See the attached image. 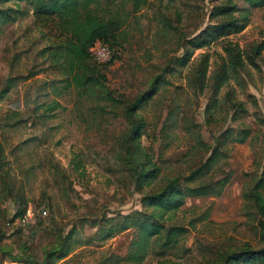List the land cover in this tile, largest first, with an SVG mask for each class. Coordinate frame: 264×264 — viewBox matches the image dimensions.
Wrapping results in <instances>:
<instances>
[{
    "label": "rangeland",
    "instance_id": "obj_1",
    "mask_svg": "<svg viewBox=\"0 0 264 264\" xmlns=\"http://www.w3.org/2000/svg\"><path fill=\"white\" fill-rule=\"evenodd\" d=\"M224 1L145 0L133 9L131 0H99L122 19L115 59L103 71L107 90L126 104L153 79L157 85L135 119L141 120L137 143L159 170L138 190L121 154L129 130L121 101L104 102L100 88L78 93L53 53L55 41L35 25L26 0L17 1V18L0 23V90L7 88L0 97V264H224L227 254L263 245L264 210L258 212L247 190L264 171V45L257 56L251 52L264 41V1L230 0L244 26L193 47V37L221 19L209 14ZM14 3L0 1V8ZM227 43L243 60L232 75ZM110 55L107 48L100 63ZM222 63L226 77L217 84ZM215 145L201 180L225 179L217 194L184 197L164 213L141 205L165 178L185 185L182 176ZM260 194L264 208V186ZM19 198L24 213L14 218ZM134 211L183 231L170 246L151 237L140 261L127 258L136 230L119 226ZM62 241L65 255L47 254Z\"/></svg>",
    "mask_w": 264,
    "mask_h": 264
},
{
    "label": "trees",
    "instance_id": "obj_2",
    "mask_svg": "<svg viewBox=\"0 0 264 264\" xmlns=\"http://www.w3.org/2000/svg\"><path fill=\"white\" fill-rule=\"evenodd\" d=\"M0 1L8 2L10 0ZM13 1H15L14 5L0 8V23L14 21L17 18V14L21 12L19 9L20 5L17 3L20 0ZM245 1L250 5H258L264 0ZM144 2L145 0H131L132 8L137 9ZM26 3L31 8L35 25L48 38L55 41L53 53L62 58L68 76V83L73 85L78 93L85 92L87 88H100L102 93L99 98L110 105L121 101L124 118L129 123V130L123 135V140L120 142L124 165L135 189L138 190L141 186L147 185L151 179L155 178L159 167L152 161L147 149L137 143V136L141 130V120H136L135 116L136 111L144 104V101L149 99L155 92L157 88L156 81L153 79L146 91L136 95L131 102L126 104L122 102V99L115 98L105 86L106 79L103 71L115 59L111 49L115 51L114 47L119 44L117 38L120 33L122 19L116 14L111 15L109 10L99 3V0H26ZM212 8L213 11L209 16L221 17V19L206 25L204 29L200 30L198 35L193 37L191 41L193 47L204 46L220 36L237 32L244 26V20L239 21L238 17L232 15L231 12L236 7L230 0H225ZM96 40L110 49L111 55L108 61L97 62L90 53L89 48ZM263 45L264 41H260L252 46V56H257ZM46 48L49 49L50 47ZM223 50L227 54V68L230 75H232L243 64L241 53L237 46L229 43L223 46ZM252 56H246L251 63H253ZM206 59L205 55H203V66L198 70L200 77L204 76ZM225 67L223 63L220 65L217 84H220L226 77ZM6 91V87L2 88L0 97ZM239 140H242V137ZM194 142L197 147L200 145L203 150L208 151L206 149L207 145L197 136L194 137ZM215 147L216 145L210 150L209 157L182 176V182L185 185L182 186L179 183V177L165 178L166 181L158 191L144 194L140 198L141 205L150 208L152 211L158 210L164 213L179 207L184 202V197L217 194L225 179L213 183H205L201 180L205 169L212 159ZM192 184L194 185L192 186ZM263 186L264 171L259 174L247 190L248 196L252 199L259 213L264 210L260 194ZM19 205L20 207L14 213V218L21 217L24 213L22 198H19ZM159 218V216L156 217L154 214L142 211H134L122 217L119 231L134 228L137 236L130 242L134 246V250L132 253H127V258H134L137 262L140 261L151 237H154V242L162 238V243L165 246H170L177 240L183 229L181 227H165L158 223L157 219ZM260 226L263 245L257 250L240 249L227 254L223 257L224 264H248L253 261L264 263V225L260 224ZM63 243L64 241L51 247L47 254L51 253L52 255L56 251L59 252L58 256L60 257L65 255L67 248L62 247ZM46 264H50V262Z\"/></svg>",
    "mask_w": 264,
    "mask_h": 264
},
{
    "label": "built area",
    "instance_id": "obj_3",
    "mask_svg": "<svg viewBox=\"0 0 264 264\" xmlns=\"http://www.w3.org/2000/svg\"><path fill=\"white\" fill-rule=\"evenodd\" d=\"M90 53H94L93 58L97 61L100 62L102 61L106 51H107V46L103 45L100 43L98 40L94 41L91 47L89 48Z\"/></svg>",
    "mask_w": 264,
    "mask_h": 264
}]
</instances>
